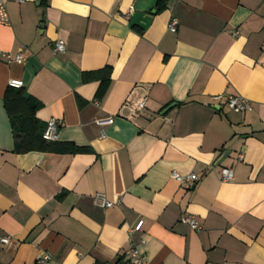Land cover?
<instances>
[{
  "label": "crops",
  "instance_id": "0c3cea01",
  "mask_svg": "<svg viewBox=\"0 0 264 264\" xmlns=\"http://www.w3.org/2000/svg\"><path fill=\"white\" fill-rule=\"evenodd\" d=\"M157 1L8 0L0 51L23 61H0V264L43 252L52 264H131V246L146 264H264V0H167L160 12ZM105 69L106 84L83 78ZM11 80L40 123H60L55 142L79 151L15 152ZM225 95L252 110L213 99ZM128 98L145 109L131 117Z\"/></svg>",
  "mask_w": 264,
  "mask_h": 264
},
{
  "label": "built area",
  "instance_id": "2783aa9c",
  "mask_svg": "<svg viewBox=\"0 0 264 264\" xmlns=\"http://www.w3.org/2000/svg\"><path fill=\"white\" fill-rule=\"evenodd\" d=\"M18 2H22L23 0H17ZM8 0H0V25H7L8 24V15L6 11V4ZM132 12V9L127 11L124 15V18H127ZM178 26V20L176 18H171L167 24V31L170 33H175ZM237 35L236 32L233 33L235 37ZM55 53H63L64 52V44L62 42L55 43L54 46ZM2 59H6L8 61H13L17 64H21L23 61L22 55L19 53L14 57H11L10 54L4 53L0 51V61ZM9 86L15 89L22 88V83L18 80H11L9 81ZM214 100H221L224 99L226 107L234 112L237 113H247L252 110L251 104L248 100L239 97V96H216L213 97ZM146 106L145 98L138 99L136 101H132L131 99H127L124 103V107L128 108L132 116H137L140 114ZM113 117L109 116L102 119H96L94 123L99 127L109 126L113 123ZM60 123L54 119L49 120L46 125L45 129L42 133V139L46 142H55L57 140V131L59 129ZM102 136V135H101ZM237 159H241V155L237 156ZM171 177L177 181L181 186H190L195 181H197V176L194 174H190L187 176H181L175 172L171 174ZM220 180L222 183H230L233 180V174L230 168H221L220 170ZM93 202L95 205L102 207V208H110L112 203L109 202L104 195L97 194L93 198ZM181 222L183 224L188 225L192 230L198 231L200 229L199 224L192 216H185L182 218ZM142 227V221H139L135 227L131 230V232H138ZM9 239L8 237H0V244L6 245L8 244ZM143 245L144 242H141ZM126 258L131 264H146L145 259L139 249L137 247L131 246V248L125 254ZM35 264H52V257L50 253L43 252L39 255L35 261Z\"/></svg>",
  "mask_w": 264,
  "mask_h": 264
},
{
  "label": "trees",
  "instance_id": "16d2710c",
  "mask_svg": "<svg viewBox=\"0 0 264 264\" xmlns=\"http://www.w3.org/2000/svg\"><path fill=\"white\" fill-rule=\"evenodd\" d=\"M167 0H158L156 11L160 12L166 7ZM104 72L86 73L83 75L85 81L99 79L101 84L109 81V70ZM102 73V74H101ZM3 107L7 114L10 128L15 140V152L23 154L27 152H45V153H74L79 151L68 144H58L57 142H46L42 139V133L45 125L40 123L35 113L39 105L26 96L22 90L8 87L3 95ZM120 264V260L118 262ZM117 263V264H118Z\"/></svg>",
  "mask_w": 264,
  "mask_h": 264
},
{
  "label": "water",
  "instance_id": "95a60500",
  "mask_svg": "<svg viewBox=\"0 0 264 264\" xmlns=\"http://www.w3.org/2000/svg\"><path fill=\"white\" fill-rule=\"evenodd\" d=\"M174 106V104H172V105H170V106H168L162 113H164L167 109H169L170 107H173ZM220 163V162H219ZM218 163V164H219Z\"/></svg>",
  "mask_w": 264,
  "mask_h": 264
}]
</instances>
